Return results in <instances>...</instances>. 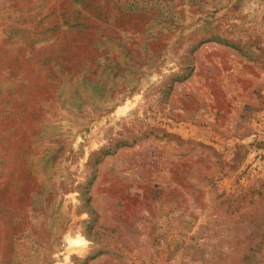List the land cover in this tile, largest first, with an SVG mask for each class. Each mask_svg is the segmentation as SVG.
Wrapping results in <instances>:
<instances>
[{
    "label": "rangeland",
    "instance_id": "374dc122",
    "mask_svg": "<svg viewBox=\"0 0 264 264\" xmlns=\"http://www.w3.org/2000/svg\"><path fill=\"white\" fill-rule=\"evenodd\" d=\"M0 264H264V0H0Z\"/></svg>",
    "mask_w": 264,
    "mask_h": 264
}]
</instances>
